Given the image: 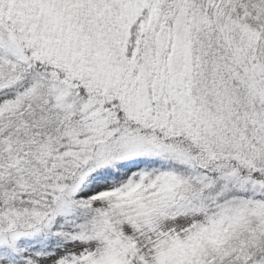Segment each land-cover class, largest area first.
Instances as JSON below:
<instances>
[{"label": "snow or ice", "instance_id": "obj_1", "mask_svg": "<svg viewBox=\"0 0 264 264\" xmlns=\"http://www.w3.org/2000/svg\"><path fill=\"white\" fill-rule=\"evenodd\" d=\"M0 264H264V0H0Z\"/></svg>", "mask_w": 264, "mask_h": 264}]
</instances>
